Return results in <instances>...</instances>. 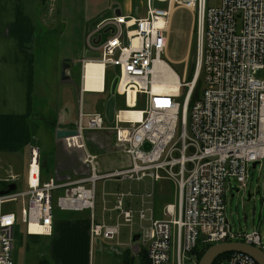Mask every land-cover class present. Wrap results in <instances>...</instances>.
Listing matches in <instances>:
<instances>
[{
	"label": "built area",
	"instance_id": "obj_1",
	"mask_svg": "<svg viewBox=\"0 0 264 264\" xmlns=\"http://www.w3.org/2000/svg\"><path fill=\"white\" fill-rule=\"evenodd\" d=\"M159 1H167L168 6L156 7L154 0H147L145 16L120 14L104 19L101 29L112 25L116 30L100 45L87 39L90 48L101 49L100 60L106 66L115 70L119 66L117 93L126 103V93L120 91L125 79V89H133L136 100L141 95L145 98L142 118L107 125L103 112L80 111L79 134L64 138L78 141L86 150L81 142L85 129L114 130L131 164L102 172L98 155L86 150L89 174L63 184L53 178L44 181L41 150L38 144L32 145L27 187L0 194V264H15L17 222L26 225L27 233L33 234L30 226L37 224L44 228L43 235L51 236L56 208L89 210L91 236L112 242L119 238L122 225L134 234L138 222L136 253L144 248L148 264H198L197 247L226 241H242L264 251L258 228L233 230L226 215L227 186L236 181L238 190L246 188L252 164L264 160V78L257 76L264 70V0H222L219 6H209L207 0ZM54 2H50L51 10ZM180 6L191 9L195 17L198 56L190 79H182L167 59L171 18ZM156 65L178 75V91L153 90L158 80ZM201 74L204 84L192 102ZM107 179L150 181L152 188L139 194L138 208L132 200L126 203L127 197L134 196L131 190L108 193L114 197L112 206L103 192L102 221L97 222V183ZM161 180H171L177 192L176 200L163 207L165 218L155 217L151 205L154 186ZM0 181L4 183L0 190L6 189L16 176ZM217 264L261 263L250 254L234 251Z\"/></svg>",
	"mask_w": 264,
	"mask_h": 264
},
{
	"label": "crops",
	"instance_id": "obj_2",
	"mask_svg": "<svg viewBox=\"0 0 264 264\" xmlns=\"http://www.w3.org/2000/svg\"><path fill=\"white\" fill-rule=\"evenodd\" d=\"M47 1L48 0H0V154H17L19 151L22 152L27 147H31L39 142L32 128V116L35 110L34 97L36 92V80L34 66L35 58L31 52V47L35 44L43 45L45 43L43 39L45 26H47L50 21L42 18L40 7L42 5L47 6ZM50 5L47 16L48 19L55 14L54 5L52 10ZM121 14L128 15L122 12ZM145 15L146 14L133 16L142 17ZM106 18L108 17L98 21L96 26L87 32L86 35L88 39L91 37L92 40L93 37L103 30L100 28V23ZM101 55V49L96 47L90 48L86 43V48L79 51L77 59L72 58L71 76H74L76 67L80 65V63L84 65L87 60L103 61L100 60L102 57ZM180 60L181 59L176 61ZM106 72L113 77L118 73L117 70L110 66L105 67V75ZM72 77L65 79V81H69L73 86L74 95H76L77 92L79 94L78 97H81V94L85 97L88 96L87 99L89 104L94 106V109H86L84 103L83 105L81 103L80 109L77 111L75 98L66 97L59 108V118L49 126V130H51L55 136V149L50 150V155H43L40 148L41 176L44 181L53 178L58 183L63 184L89 174L90 165L84 161L86 150L91 154L98 155L97 165L102 172L126 167L131 164L129 155L124 151V147L117 142L116 134L113 130H86L81 138V142L86 146V150L81 149V146L77 144L78 141L76 140L70 141L64 138L58 139L56 137L57 129H72L75 127L79 119V111H83L84 113L95 111L105 113L106 102L110 97V86L108 87L106 84L105 78L103 89L94 91L83 86L84 73L82 76V84L76 85ZM39 92H43L42 87L39 88ZM137 103L138 99L136 101V107ZM119 104L126 105V98L121 94H117L116 119L113 123L119 121H133L134 119H132V116H127L125 118L121 116V112L124 109L119 110ZM140 110H142V108ZM58 119L59 122H57ZM106 124L109 125L110 123L106 120ZM6 162L11 165H13V163L14 165H18L19 169L16 173L13 171V173H9V175H15L17 177L16 180L18 178V180H23L25 177V161H22L20 156H18L15 161H11L10 157L7 155ZM0 178H2L1 172ZM100 181L117 180L107 179ZM1 183L2 181H0V184ZM61 192L62 188L58 189L55 194L58 195ZM106 193L109 195L108 193L110 192ZM160 208L161 201H158L156 203V209L158 210ZM86 211L88 212L89 210L62 211L58 208L54 210L53 234L46 237L49 244H47L48 248H45L47 249L46 254L52 264H90V262L99 264L95 262L94 258L93 238L95 236H91V218L90 214L89 217L86 215ZM111 221L112 220H109V222ZM130 234L131 241L128 248H123L119 240V244L111 241V244L106 245L104 248L108 255H115V264L124 263V253L130 252L131 255L137 257L141 250L144 249L142 248L136 253V251H138V243L132 241V235L134 234H132L131 228ZM30 238L34 239L32 237Z\"/></svg>",
	"mask_w": 264,
	"mask_h": 264
},
{
	"label": "rangeland",
	"instance_id": "obj_3",
	"mask_svg": "<svg viewBox=\"0 0 264 264\" xmlns=\"http://www.w3.org/2000/svg\"><path fill=\"white\" fill-rule=\"evenodd\" d=\"M51 0L47 1V6L42 5L41 15L43 19L50 21L45 26L43 35L44 44H35L31 47V52L34 55L35 62V80L36 92L34 97V113L32 118V128L39 139V147L42 154L50 155V150L55 149L56 140L49 126L52 122L59 118V108L68 96L75 98L77 111L80 105L84 103L86 109H94V106L89 104L88 96L78 97V93L74 95V90L69 81L61 79V66L64 57L76 58L80 50L86 48L87 32L96 26L98 21L105 17H112L119 9L123 14L144 15L147 12V0H55V14L48 19L49 5ZM209 6H219L222 0H207ZM156 7L166 8L168 2L154 0ZM114 14V15H111ZM104 29V28H102ZM111 34L108 31L103 34V41ZM74 56V57H71ZM198 43L195 30L194 12L184 6L177 7L174 11L169 29V47L168 61L172 68L184 79H190L195 68H197ZM180 61H176L179 60ZM81 71L76 67V71L72 79L76 85L82 84L83 63ZM119 72V66L116 67ZM81 73V74H80ZM110 75V74H109ZM258 77L264 78V70L257 73ZM112 75L109 76V84L112 81ZM201 89L203 87V74L200 76ZM42 87L43 92H39ZM183 93V91H182ZM139 99V97L137 98ZM182 100V97H181ZM137 101V100H136ZM145 98L141 95L139 104L145 107ZM138 107V106H137ZM85 110V109H83ZM80 113V111H79ZM78 113V117H79ZM59 122V119L58 121ZM7 155L11 161H15L18 156L25 161V177L23 180H16L19 188H26V177L28 161L30 156V146L24 151L17 154L6 153L0 154V172L2 178L7 177L9 173H16L18 165H11L6 162ZM6 156V157H3ZM12 170V171H9ZM17 178V177H16ZM146 184V185H145ZM145 188H152L150 181L145 182H130V181H98L97 183V198L94 214L96 221L102 220L103 207V191L116 192L131 190L133 197H127L126 203L132 200V205L135 208L140 206V193H144ZM154 196L151 198V205H155V196L161 201V208L156 209L159 212L157 217L165 218L163 207L168 201H163L164 198L171 199L170 202L176 200L175 184L171 180H161L154 186ZM108 205L113 204L114 197L111 195L105 196ZM169 203V202H168ZM155 210V208H154ZM78 213V212H74ZM89 217V211L85 212ZM161 213V214H160ZM156 213L154 212V215ZM226 215L233 230L249 231L253 228H258L264 237V160L256 165L255 168L249 170L246 188L238 190L236 181L232 185L227 186L226 195ZM138 220V218H136ZM107 221L109 219L107 218ZM138 222L134 224V231H139ZM22 233L26 231V225L22 224ZM18 240V239H17ZM15 242L14 260L15 264H40L37 252L40 249H45L43 245L46 237L31 239L24 234L22 241ZM120 241L123 248H128L131 241L130 227L121 226L120 237L115 241ZM111 244L110 240L104 239L103 236H95L93 238V253L95 262L99 264H115L116 257L108 255L104 248Z\"/></svg>",
	"mask_w": 264,
	"mask_h": 264
},
{
	"label": "water",
	"instance_id": "obj_4",
	"mask_svg": "<svg viewBox=\"0 0 264 264\" xmlns=\"http://www.w3.org/2000/svg\"><path fill=\"white\" fill-rule=\"evenodd\" d=\"M120 14H121L120 10H117L116 15H120ZM115 30H116V27L112 25L104 28L95 37H93L92 42L96 45L101 44L103 34L108 31H111V33H114ZM123 37H124V43L126 44L125 31H124ZM72 62H73V59L70 57H64L62 59V66H61V79L62 80L69 79L72 77L70 74L71 69H72ZM118 80H119V75L115 74L111 81V85H110V97L107 100L106 106H105L104 114H105V117L108 123H113L114 120L116 119ZM86 130H91V129H85L84 132ZM106 130H111V129H106ZM78 134H79V131L76 129V125L72 129L62 128V129L56 130V137L58 139L66 138L69 136H76ZM144 147L148 149L150 147L149 143H145ZM257 164H258L257 162H254L252 164V167L255 168ZM16 189H17V183L11 182L7 184L6 189L0 190V194L10 193ZM139 239H140V233L137 232L133 235L132 241L137 242ZM234 251H240V252H245L247 254H250L259 263L264 264V251L260 249L259 247L247 244L242 241H226V242H221V243H216V244L211 245L201 256L198 264H213L219 255L226 253V252H234Z\"/></svg>",
	"mask_w": 264,
	"mask_h": 264
},
{
	"label": "bare ground",
	"instance_id": "obj_5",
	"mask_svg": "<svg viewBox=\"0 0 264 264\" xmlns=\"http://www.w3.org/2000/svg\"><path fill=\"white\" fill-rule=\"evenodd\" d=\"M105 67L106 64L104 63V61L87 60L86 63L84 64L83 86L87 89H91L94 91L102 90L104 87ZM163 72H164V76H163ZM156 76L158 80H156L153 84L154 91L156 92L178 91L179 77L177 74H175V72H173L171 68L164 67L162 65H156ZM125 83H126V79L124 81V84L122 83L120 91L122 92L125 91L126 97L128 98L127 104L129 105L130 109H124L121 112V116L123 118L127 116H132L133 117L132 119H134L135 121L140 120L142 118L143 113L140 109H135L136 92L133 89L126 90L124 87ZM30 229L34 233L44 234V228L37 224H32L30 226Z\"/></svg>",
	"mask_w": 264,
	"mask_h": 264
},
{
	"label": "trees",
	"instance_id": "obj_6",
	"mask_svg": "<svg viewBox=\"0 0 264 264\" xmlns=\"http://www.w3.org/2000/svg\"><path fill=\"white\" fill-rule=\"evenodd\" d=\"M78 69L81 71V65H79L78 66ZM81 74V73H80ZM109 73L108 72H106V75H105V79H106V84L108 85L109 84ZM191 77H192V75H191ZM201 84H200V78H199V80H198V82H197V85H196V88H195V91H194V93H193V96H192V102L195 100V98L196 97H198L199 96V94H200V90H201ZM139 100H140V97H139V99H138V103H137V106L138 107H136V108H139V107H142V106H140V104H139ZM145 102V101H144ZM120 109H130L129 107H127L125 104H119V110ZM42 174V173H41ZM1 186H4V183H1ZM155 205H154V208H155V217H157V214H159L158 213V211H156V203L159 201V199L158 198H156V196H155ZM169 200H171V199H168V198H164V202L165 201H168V202H170ZM160 202V201H159ZM22 222H21V220H19L18 222H17V224H16V227H15V240H19V241H22V239H23V235L24 234H26V235H28L29 237H32V238H42V237H48V235H43V234H30V233H27V232H25V233H22ZM17 240V241H18ZM47 244H49L47 241L45 242V243H43V245L46 247V248H48V245ZM211 245H213V244H209V245H207V246H205V247H197L196 248V250H195V252H197V261L199 262V260H200V258H201V256L204 254V252L211 246ZM46 251H47V249H40L38 252H37V254H38V258H39V260H40V264H52L51 263V261H50V259H49V257H48V255L46 254ZM232 252H226V253H223V254H221V255H219L217 258H216V260L214 261V263L213 264H217V262L219 261V260H221V259H223V258H225V257H227V256H229L230 254H231ZM123 257L125 258L124 259V263L123 264H148V259H147V251L145 250V249H142L141 250V252L139 253V256H137V257H135V256H133V255H131L130 254V252L128 253V252H126V253H124V255H123Z\"/></svg>",
	"mask_w": 264,
	"mask_h": 264
}]
</instances>
